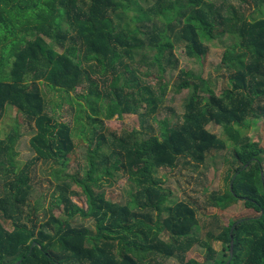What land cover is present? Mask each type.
Instances as JSON below:
<instances>
[{
    "label": "trees",
    "instance_id": "1",
    "mask_svg": "<svg viewBox=\"0 0 264 264\" xmlns=\"http://www.w3.org/2000/svg\"><path fill=\"white\" fill-rule=\"evenodd\" d=\"M239 1L236 8L231 0H157L144 8L137 0H0V121L14 108L36 129L30 141L35 158L24 169L15 161L18 128L0 137V264H143L150 255L182 257L196 244L208 250L213 264H264V146L242 131L252 119L264 122V0ZM250 4L255 11L247 16L241 6ZM225 35L232 40L221 61L229 86L218 94L208 80L181 70L176 91L191 92L183 120L157 121L167 92L161 74L173 64L176 44L185 43L189 58L202 59L209 51L206 42ZM138 56L159 69L154 85L133 66ZM42 81L67 94L88 82L79 97L90 109L91 114L80 109L89 125L81 112L80 127L51 116ZM124 115H138L141 130L108 138L101 117ZM211 124L223 129L239 164L226 179V194L211 204L226 209L243 201L257 212L209 234L227 245L221 253L196 236V209L171 204L172 192L156 177L180 158L203 165L214 151L225 150L226 140L208 129ZM84 141L89 142L84 174L63 178ZM38 162L60 167L54 178L63 189L54 206L63 208L64 219L52 213L39 227H29L14 216L28 200L30 168ZM119 171L136 186L125 204L108 200L103 189ZM69 183L81 189L86 208L69 195ZM76 217L93 219L95 230L73 225ZM184 258L180 264H207Z\"/></svg>",
    "mask_w": 264,
    "mask_h": 264
},
{
    "label": "rangeland",
    "instance_id": "2",
    "mask_svg": "<svg viewBox=\"0 0 264 264\" xmlns=\"http://www.w3.org/2000/svg\"><path fill=\"white\" fill-rule=\"evenodd\" d=\"M137 1L144 8H149L157 0ZM216 3L220 4L221 0H217ZM231 3L236 8L240 6L239 0H231ZM241 10L245 12L247 16H251L255 11V5H243L241 6ZM146 24L147 27L153 26V23ZM47 40L51 42V40ZM231 43L232 40L227 35L206 42L209 51L206 57L202 59L189 58L185 51V43L179 42L176 44V48L173 52V64L166 65L165 73L161 74L164 82L167 84V92L164 104L156 115L157 121L169 120L173 124H177L183 120L182 117L184 115L185 104L191 92L189 90H183L181 92L176 91L178 75L181 70H185L193 76L208 80L211 85L214 86L218 94L229 86V71L221 66V61L224 52ZM55 47L58 51L63 52L64 50L61 45L55 44ZM140 58V56L136 57L137 61L133 66L138 68L144 80L154 85L157 82L156 78L160 76L159 69L141 63L139 61ZM92 76L100 82L99 79L101 76L99 74ZM44 84L43 81L39 83L46 93L48 104L47 112L51 116H55L61 122L80 127L81 125L76 122L78 112H81L80 109L83 112L86 111L91 114L86 101L79 97L87 93L89 87L88 82L70 94L53 90L49 86L45 87ZM82 114L83 124L89 125V120L84 117L86 114ZM101 119L103 120V127L105 128L104 133L108 138L113 132L122 134L125 132H132L133 130H141L138 115L115 116L113 119L109 120L101 117ZM263 123V119H252L247 126L242 127L245 136L249 137L250 141L256 142L261 146H264ZM149 124L155 129L158 127V124L152 120L149 121ZM100 125L101 124H99V126ZM16 127L19 130V137L15 146V153L17 154L15 161L19 169H24L27 168L35 158V153L32 150L30 141L35 135L36 129L34 123L27 120L24 115L19 114L14 108H8L0 121V137L5 139ZM208 129L218 137L226 140L227 148L225 150L214 151L203 165H196L186 158H180L174 169H160L156 177L163 182L164 188L172 192L170 197L171 204L184 202L196 209L199 220V229L196 232V236L209 245H212L221 253L224 252L227 245L222 241L212 239L209 234L217 235L226 228L231 221L255 216L257 212L247 209L243 201L231 203L226 209L211 204L215 196H223L226 194L228 189V182L226 179L239 164L235 159V147L228 140L223 129L214 124L209 125ZM87 138L90 139L91 135H88ZM79 141L80 140H77V142ZM95 142L96 141H94V143ZM88 148V141H84L78 145L77 159L64 170L62 174L63 178L69 175L79 174L82 176L84 174V170L88 166ZM108 150L107 148L105 149L106 152H108ZM262 160L264 166V156H262ZM59 168L60 167L57 165L47 162L32 164L30 168L31 192L26 204H19L17 207V214L14 217L19 220L18 222L27 224L29 227L37 224L39 227L49 219L52 213L56 217L62 215L63 208L59 209L57 206H54L61 194V189H63V183L54 178V172L59 171ZM9 176H11V173H9ZM70 185L71 188L68 191L69 195L79 206L86 208L85 197L81 189L75 184ZM103 189L105 190V195L108 200L125 204L129 201L130 193L136 191V186L128 179L127 175L119 171L114 173L111 183L108 182L103 185ZM0 192L1 194L3 192V182L0 186ZM167 215V211H164L162 218ZM154 217L157 219L156 214ZM61 218L64 219L62 216ZM71 223L75 226L81 225L93 231L95 230V221L93 219L76 217L72 219ZM12 224L13 223L10 221L5 222L9 231L13 230ZM163 237L168 239L167 234H162V238ZM182 255L184 256L179 257V255L176 254V256L172 258L150 255L148 261H145L143 264H180L183 257H185L184 261L196 259L202 263L206 262L207 264H213L207 260L208 250L199 244H196L189 252Z\"/></svg>",
    "mask_w": 264,
    "mask_h": 264
}]
</instances>
